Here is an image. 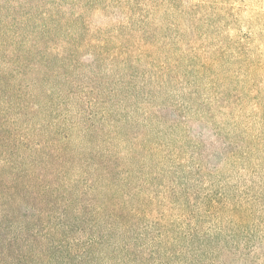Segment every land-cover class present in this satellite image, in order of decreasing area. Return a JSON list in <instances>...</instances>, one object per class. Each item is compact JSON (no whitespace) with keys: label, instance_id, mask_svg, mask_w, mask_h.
<instances>
[{"label":"trees","instance_id":"obj_1","mask_svg":"<svg viewBox=\"0 0 264 264\" xmlns=\"http://www.w3.org/2000/svg\"><path fill=\"white\" fill-rule=\"evenodd\" d=\"M19 1L0 0V9L4 6L9 10V15H0V21L5 23L0 29V264H98L100 256L108 264H150L153 251L147 250V246L151 225L139 222L141 213L133 199L135 193L131 191L136 189L128 182V169L117 157L118 153L107 154L89 147L88 153L78 154L68 132L70 120L63 109L71 104L68 99L73 98L79 106L77 118L83 123L91 122L89 127L93 129L98 128L92 123V107L98 93L94 82L80 72L72 75V70L84 63L86 54L88 65L96 67L113 54L126 60L135 51L159 50L168 39L160 3L24 0L25 4H19ZM91 4L96 13L92 12ZM103 8L114 10L109 12L115 17L111 28L93 22L92 14L103 15ZM21 9L25 11L19 12ZM179 11L177 5L175 13ZM25 27L29 28L28 33H23ZM98 29L103 32L101 37L97 36ZM228 32L225 45L217 40L208 44L202 41L199 49L183 37L181 40L183 46H192L191 61L199 62L196 73L216 67L219 59L232 50L233 57L252 70V79L257 71L254 68H260V63L264 67V58L255 53L259 49L253 46L254 50L250 43L253 33L244 34L235 25ZM215 38L221 39L219 35ZM176 43L181 44L179 38ZM208 47L211 56L202 57ZM167 60L171 67L165 62L161 64L167 73L179 71L182 65L178 54ZM184 61L188 66L185 71L192 70L193 64L189 65L188 59ZM188 92L192 103L204 100L198 98L193 88ZM225 93H215L206 101L203 115L191 106L186 109L173 105L179 111L171 108L169 114L163 113L167 108L164 104L153 110L141 109L144 115L152 112L151 116L168 127L182 126L181 145L185 139L191 141L190 150L181 156L169 143L155 146L163 150L170 147L172 163L197 169H213L212 149H221L225 144H230L226 157L237 159L245 155L247 149L240 147L239 136L231 140L226 139L227 135H219L222 127L215 108L220 105L217 111L220 115L229 113L226 109L229 105L234 106L235 114L245 109L242 103L232 100L233 95ZM253 98L262 101L261 97ZM223 100L227 104L221 105ZM198 123L216 131L205 143L192 131ZM135 146L141 152V142L139 145L135 141ZM164 158L159 156L161 160ZM72 164L78 165V178L68 176V166ZM120 180L130 192L122 188L111 191L109 184ZM212 205L213 201H208L207 207ZM186 231L191 236L197 233V227ZM107 244L112 247L108 249ZM60 248L66 251L64 255L56 252Z\"/></svg>","mask_w":264,"mask_h":264},{"label":"rangeland","instance_id":"obj_2","mask_svg":"<svg viewBox=\"0 0 264 264\" xmlns=\"http://www.w3.org/2000/svg\"><path fill=\"white\" fill-rule=\"evenodd\" d=\"M155 1L160 3L168 36L159 50L135 51L126 60L113 54L96 67L88 65L86 54L84 63L72 70V75L80 72L94 82L98 93L92 107V123L98 128L93 129L89 127L91 122L83 123L77 118L79 106L70 98L71 104L63 109L70 120V139L78 154L88 153L89 147L119 154L117 157L130 173L128 182L136 189L131 192L135 193L133 199L141 213L139 222L151 225L147 246V250L153 251L150 264H264V67L261 63L260 68L255 67L257 71L251 79L252 70L228 50L216 67L196 73L199 62L191 61L192 46H183L181 40L183 37L199 49L202 41L208 44L217 40L225 45L224 39L235 25L244 34L253 33L250 43L259 49L255 52L258 57L264 58V0ZM19 4H25L24 0ZM177 5L181 11L175 13ZM91 10L96 13L92 4ZM111 11L114 10L103 8V15L92 14L94 24L113 27L115 17L109 14ZM6 14L9 15L8 7L3 6L0 15ZM1 21L0 29L5 26ZM28 31V27L23 29V33ZM102 35L98 29L97 36ZM216 35L221 39H216ZM178 38L180 45L176 43ZM206 52L201 56H211L209 47ZM174 53L179 55L182 66L175 73H167L161 64L165 62L171 67L167 59ZM184 59L193 64L192 70L185 71L188 66L184 65L187 63ZM191 88L204 100L192 103L188 92ZM222 91L233 95L232 100L242 103L245 109L235 114L234 106L229 105L226 108L229 113L220 115L217 112L220 105L217 106L215 115L222 127L219 135H227L226 139L231 140L239 136L238 140H242L239 145L247 153L237 159L228 158L230 144H225L221 149H212L213 169L172 163L171 148L163 150L155 145L169 143L181 156L191 145L188 139L181 145L184 128L168 127L151 116L152 112L144 115L141 109L153 110L164 104L167 108L163 113L169 114L171 108L179 111L173 105L186 109L191 106L203 115L204 103ZM253 96L261 97V103ZM225 104L227 100L221 105ZM192 131L205 143L215 129L198 123ZM135 141L139 145L141 142V152L136 150ZM159 156L165 158L161 160ZM68 167V176L78 178V165ZM123 184L122 180L113 181L109 187L112 192L115 188L128 191ZM220 198L219 203L214 202ZM208 201L214 203L210 208ZM191 227H197V233L190 236L186 230ZM110 244L106 246L108 249L112 247ZM56 252L64 255L66 251L60 248ZM97 261L108 264L105 257L100 256Z\"/></svg>","mask_w":264,"mask_h":264}]
</instances>
